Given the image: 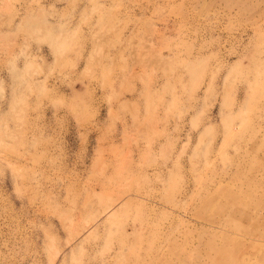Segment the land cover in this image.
<instances>
[{"label": "rangeland", "instance_id": "1", "mask_svg": "<svg viewBox=\"0 0 264 264\" xmlns=\"http://www.w3.org/2000/svg\"><path fill=\"white\" fill-rule=\"evenodd\" d=\"M0 264H264V0H0Z\"/></svg>", "mask_w": 264, "mask_h": 264}]
</instances>
